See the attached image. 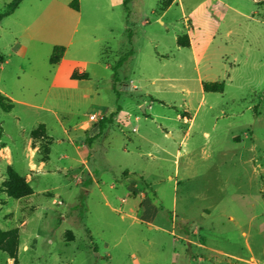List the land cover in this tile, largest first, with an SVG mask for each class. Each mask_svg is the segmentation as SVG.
<instances>
[{"label":"rangeland","instance_id":"obj_1","mask_svg":"<svg viewBox=\"0 0 264 264\" xmlns=\"http://www.w3.org/2000/svg\"><path fill=\"white\" fill-rule=\"evenodd\" d=\"M73 1L0 21V264H264V0Z\"/></svg>","mask_w":264,"mask_h":264},{"label":"trees","instance_id":"obj_2","mask_svg":"<svg viewBox=\"0 0 264 264\" xmlns=\"http://www.w3.org/2000/svg\"><path fill=\"white\" fill-rule=\"evenodd\" d=\"M22 0H13L7 7V10L0 15V21L6 17L12 14L20 5ZM127 3V0H124V4ZM71 7L78 11L79 10V2L78 0H74L71 3ZM65 53V48L63 46H56L53 50V53L50 57V64L51 65H57L64 56ZM132 53H129L127 56L122 57L113 67V77L114 81H118V69L123 65L124 62L127 61L128 56H130ZM222 84L219 83H204L203 84V90L205 92H219L222 89ZM0 107L4 112H11L14 108V103L13 101L0 93ZM111 121V117L109 119H103L98 123V128L100 132L105 129L106 123ZM9 177L15 181V184H9L7 185V190L10 194V196H15L18 198L21 197H27L32 194V189L31 187L26 183L25 179L22 177H19L15 172L11 171L9 174Z\"/></svg>","mask_w":264,"mask_h":264},{"label":"built area","instance_id":"obj_3","mask_svg":"<svg viewBox=\"0 0 264 264\" xmlns=\"http://www.w3.org/2000/svg\"><path fill=\"white\" fill-rule=\"evenodd\" d=\"M90 121H97L96 116H91Z\"/></svg>","mask_w":264,"mask_h":264},{"label":"water","instance_id":"obj_4","mask_svg":"<svg viewBox=\"0 0 264 264\" xmlns=\"http://www.w3.org/2000/svg\"><path fill=\"white\" fill-rule=\"evenodd\" d=\"M95 131H97L98 130V127H95V129H94Z\"/></svg>","mask_w":264,"mask_h":264},{"label":"crops","instance_id":"obj_5","mask_svg":"<svg viewBox=\"0 0 264 264\" xmlns=\"http://www.w3.org/2000/svg\"><path fill=\"white\" fill-rule=\"evenodd\" d=\"M95 129V128H94ZM95 131V130H94Z\"/></svg>","mask_w":264,"mask_h":264}]
</instances>
